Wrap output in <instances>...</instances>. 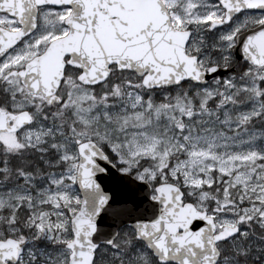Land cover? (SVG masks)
<instances>
[{"label":"snow or ice","instance_id":"obj_1","mask_svg":"<svg viewBox=\"0 0 264 264\" xmlns=\"http://www.w3.org/2000/svg\"><path fill=\"white\" fill-rule=\"evenodd\" d=\"M0 264H264V0H0Z\"/></svg>","mask_w":264,"mask_h":264}]
</instances>
